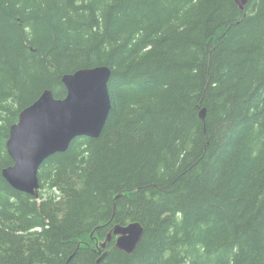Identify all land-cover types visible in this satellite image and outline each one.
I'll return each instance as SVG.
<instances>
[{"label":"trees","instance_id":"obj_1","mask_svg":"<svg viewBox=\"0 0 264 264\" xmlns=\"http://www.w3.org/2000/svg\"><path fill=\"white\" fill-rule=\"evenodd\" d=\"M102 64L100 135L46 158L37 195L15 190L19 111ZM135 220V250L97 263ZM0 264H264V0H0Z\"/></svg>","mask_w":264,"mask_h":264},{"label":"water","instance_id":"obj_2","mask_svg":"<svg viewBox=\"0 0 264 264\" xmlns=\"http://www.w3.org/2000/svg\"><path fill=\"white\" fill-rule=\"evenodd\" d=\"M249 1L234 0L241 11ZM110 74L109 66L104 64L63 73L61 82L65 88L64 96L56 97L51 89L46 88L19 111L17 120L9 127L5 143L12 164L1 170L11 187L37 195L38 171L46 158L65 151L76 137L96 138L100 135L112 104L108 90ZM199 114L204 117V107ZM142 234L143 226L139 221L116 223L101 247H105L115 235V247L132 253ZM106 253L104 251L98 261Z\"/></svg>","mask_w":264,"mask_h":264},{"label":"flooded vegetation","instance_id":"obj_3","mask_svg":"<svg viewBox=\"0 0 264 264\" xmlns=\"http://www.w3.org/2000/svg\"><path fill=\"white\" fill-rule=\"evenodd\" d=\"M110 230H111V228L107 231V233ZM107 233H106V235H107ZM106 235L102 239L96 240V242H95L96 251L99 254L97 259H96L97 263H99L108 254L111 246H113L115 248V245H114V243H115V235H112L111 240L106 243L105 247H101V243L105 240ZM104 251H107L106 255L101 260L98 261V258L102 255V253Z\"/></svg>","mask_w":264,"mask_h":264},{"label":"bare ground","instance_id":"obj_4","mask_svg":"<svg viewBox=\"0 0 264 264\" xmlns=\"http://www.w3.org/2000/svg\"><path fill=\"white\" fill-rule=\"evenodd\" d=\"M129 222H130V221H129ZM126 223H127V222H126ZM115 224H116V223H115ZM122 224H124V223H122ZM112 227H113V226H112ZM112 227H111V228H112ZM116 249L121 250V249H119V248H117V247H116ZM121 251H123V250H121ZM123 252H124V251H123Z\"/></svg>","mask_w":264,"mask_h":264},{"label":"rangeland","instance_id":"obj_5","mask_svg":"<svg viewBox=\"0 0 264 264\" xmlns=\"http://www.w3.org/2000/svg\"><path fill=\"white\" fill-rule=\"evenodd\" d=\"M45 191H46V192H48V189H47V188H45ZM44 193H45V192H44ZM118 223H119V222H118ZM121 224H122V223H121Z\"/></svg>","mask_w":264,"mask_h":264}]
</instances>
